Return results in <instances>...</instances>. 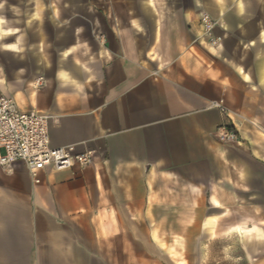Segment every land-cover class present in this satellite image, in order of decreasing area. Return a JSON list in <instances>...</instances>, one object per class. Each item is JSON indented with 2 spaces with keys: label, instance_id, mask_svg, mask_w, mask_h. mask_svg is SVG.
<instances>
[{
  "label": "crops",
  "instance_id": "0c3cea01",
  "mask_svg": "<svg viewBox=\"0 0 264 264\" xmlns=\"http://www.w3.org/2000/svg\"><path fill=\"white\" fill-rule=\"evenodd\" d=\"M0 5V97L96 154L0 169V264H264V0Z\"/></svg>",
  "mask_w": 264,
  "mask_h": 264
},
{
  "label": "built area",
  "instance_id": "2783aa9c",
  "mask_svg": "<svg viewBox=\"0 0 264 264\" xmlns=\"http://www.w3.org/2000/svg\"><path fill=\"white\" fill-rule=\"evenodd\" d=\"M203 37L212 48L219 44L213 35L215 23L209 15L202 19ZM43 82L37 80L38 86ZM213 108L229 116L222 102H215ZM51 117L36 111H21L12 98L0 97V169H10L14 163L24 162L32 175L51 169L55 172L70 170L76 166L85 169L95 160V152L86 150L72 153L68 148H53L50 142ZM218 138L224 144H238L239 133L226 124L219 128Z\"/></svg>",
  "mask_w": 264,
  "mask_h": 264
},
{
  "label": "rangeland",
  "instance_id": "374dc122",
  "mask_svg": "<svg viewBox=\"0 0 264 264\" xmlns=\"http://www.w3.org/2000/svg\"><path fill=\"white\" fill-rule=\"evenodd\" d=\"M239 137H240V135H239ZM222 247H223V246H221V245L219 246V250H220V251H221ZM236 248H237V247H236ZM226 263H227L226 261H220V264H226Z\"/></svg>",
  "mask_w": 264,
  "mask_h": 264
},
{
  "label": "clouds",
  "instance_id": "9594fccd",
  "mask_svg": "<svg viewBox=\"0 0 264 264\" xmlns=\"http://www.w3.org/2000/svg\"><path fill=\"white\" fill-rule=\"evenodd\" d=\"M0 7H2V5H0Z\"/></svg>",
  "mask_w": 264,
  "mask_h": 264
}]
</instances>
